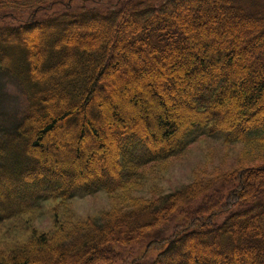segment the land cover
Listing matches in <instances>:
<instances>
[{
	"label": "trees",
	"instance_id": "1",
	"mask_svg": "<svg viewBox=\"0 0 264 264\" xmlns=\"http://www.w3.org/2000/svg\"><path fill=\"white\" fill-rule=\"evenodd\" d=\"M217 21L245 40L248 32L258 33L250 61L238 66L240 42L224 60ZM106 28L112 40L101 37ZM207 31L215 48L203 39ZM197 33L205 48L200 55L192 45ZM52 35L59 36L57 60L44 68L43 41ZM128 49L140 61L142 55L166 66L167 73L158 68L155 81L173 112L187 113L179 122L166 101L153 88L141 89L140 81L116 96L98 89L107 80L119 83L116 72L130 61L119 51ZM183 54L191 69L177 82L173 72L183 67L171 60ZM260 54L264 0H0V79L15 82L26 105L20 118L0 128V224L30 218L41 203L67 208L77 195H121L119 205L97 219L63 221L50 234L32 229L26 239L0 246V264H264V72L238 87L234 78L238 71L251 74L252 59ZM19 59L20 67L14 64ZM235 94L240 98L234 101ZM93 98L111 142L100 153L112 157L109 164L90 167L60 157L50 137L67 126L63 141L88 131L102 139L89 108ZM225 102L236 104V114L217 117ZM143 119L153 121L152 131L142 129ZM203 135L241 144L246 158L232 171L202 177L174 193L133 197L142 168L162 165ZM86 143L80 138L74 156L87 149L91 162L94 152Z\"/></svg>",
	"mask_w": 264,
	"mask_h": 264
},
{
	"label": "rangeland",
	"instance_id": "2",
	"mask_svg": "<svg viewBox=\"0 0 264 264\" xmlns=\"http://www.w3.org/2000/svg\"><path fill=\"white\" fill-rule=\"evenodd\" d=\"M209 14H212L211 11H208ZM207 12V13H208ZM201 28V27H197ZM216 29L221 32V36L223 38V46L224 49V60L231 56L230 50L235 49L237 47V43H239V47L237 48L236 52V59L238 66L242 65L243 60L250 61L249 50L253 46L255 42V38L257 37L258 33H249L245 38H239L231 35V33L225 31V23L218 22L216 23ZM101 37L106 39L112 40L114 37L113 31L109 28L104 29L100 32ZM58 35H52L46 38L43 43L47 46L48 51L46 53V58L43 64L44 68L49 67L52 65L56 60V49L54 48V43L58 38ZM213 36L208 31L204 35L205 43L211 41V46L215 48L217 43L211 39ZM221 38V39H222ZM125 40V38L123 39ZM201 41V33H197V38H195L192 42L197 50L198 55L200 52L205 49L204 44L199 45ZM65 49V47H63ZM74 52L77 53L75 47L72 48ZM128 54L130 56V61L126 64H123L117 72L116 76L122 82H127L131 80L130 78L137 75L144 64H146V68L142 71L145 73L142 75V79H140V83L147 78L150 80V77L154 80L151 81L153 85V91L157 94V97L160 100H164L167 108L169 109L170 113L173 115V118L176 122H179L178 118H182L187 113L185 111L177 110V112H173L172 108L170 107L169 101L165 98L164 94L161 93V89L164 87L161 86L158 82H156L155 77H157L158 68L162 70V72L168 71L166 66L160 61H153V63L146 61L144 57H141L138 60L134 52L130 49L120 50L119 54ZM27 54V52H26ZM240 54V55H239ZM21 55V54H20ZM185 54L182 56H172L171 62L175 65H181L182 71L173 72L175 80L183 81V72L185 70L191 69V63L186 59ZM19 57V55H18ZM21 59V56L19 57ZM27 58L29 56L27 54ZM91 58H94V54L91 55ZM200 58V57H198ZM264 54H260L258 56L253 57L251 65L253 68V72L251 74H243L241 71H238L235 74V84L237 87L243 83V81L247 78L248 82H253L259 80L260 74L264 72V68L260 65L263 61ZM20 59L15 60L14 64L18 67L21 66ZM78 64L83 63V57L79 55ZM85 64H82L84 66ZM80 66V65H79ZM77 68V64L70 67L68 69V73L72 70ZM80 69L83 67L80 66ZM147 69V70H146ZM112 68L107 69V75L111 73ZM1 78V77H0ZM247 81V80H246ZM132 82V81H131ZM131 84V83H129ZM49 85L45 84V87ZM98 89H103L107 95L112 93V88L110 86V82L107 80L105 81L104 85H100ZM240 98L237 94H235L234 101ZM264 105V101L262 103ZM90 111L95 116L96 122L100 125V137H92L88 136V147L90 150L94 152L93 158L91 162L87 161V157H84V154L80 152V156L78 159L74 156L76 148L74 147L73 139L69 141H64L63 146L60 147L58 145V139L60 137L57 135H52L50 137V145L52 146V151H58L59 156L68 159V161H81L87 163L92 167L93 165H98L102 163L109 164L111 162V157L109 153L103 154L100 153L104 151V148L97 146L109 147L111 142L107 138V135L104 133V125L108 127L107 123L103 119L100 111L95 106V98L92 99L90 102ZM25 100L24 96L17 86L15 82L9 80V78H2L0 79V128H8L10 125L14 123V121L20 118L21 114L25 112ZM236 104L234 102H225V105L215 111V115L217 117H221L223 114L226 113H235L236 114ZM126 116H133L135 115L132 111L124 110ZM226 121V120H225ZM78 124V122H76ZM177 124V123H176ZM103 128H102V127ZM65 126L64 129L60 130V135L66 133L68 128ZM71 127V126H70ZM77 127V125L75 126ZM142 129H148L152 131V126H150V120L143 119L141 122ZM102 128V129H101ZM154 128V126H153ZM108 129V128H107ZM74 136L76 135V129H72ZM90 134V131L87 134ZM88 134V135H89ZM104 138V139H103ZM100 140H104L103 142ZM246 158V152L243 150L241 144L238 143H225V138L222 136L216 135L215 137H208V136H200L197 140L191 143L184 151L179 153L178 155L174 156L170 160L165 163H161L162 165H147L146 167L142 168L140 172L143 175V180L139 183V186H134L135 192L132 191L133 197H142V198H152L155 195L165 196L171 193H174L176 190H180L183 187H186L197 180L210 179L213 176L218 174H223L234 169V166L237 162L242 159ZM121 198V195L110 196L105 194L104 192H99L93 194L91 196H82L77 195L74 200L70 202L67 208H62L58 205V203H41L39 205V209H32L30 212V218H22V221H9L3 224H0V246H9L10 244L20 240L21 238L26 239L27 234L34 229L38 234H50L54 231L55 227H59L61 222L63 221H72V222H79V221H86V220H94L97 219V216L101 212H107L112 209L114 206H118L119 202L118 199ZM26 225L28 227H24ZM23 228V230H22ZM29 229V230H25ZM27 231V232H26Z\"/></svg>",
	"mask_w": 264,
	"mask_h": 264
},
{
	"label": "bare ground",
	"instance_id": "3",
	"mask_svg": "<svg viewBox=\"0 0 264 264\" xmlns=\"http://www.w3.org/2000/svg\"><path fill=\"white\" fill-rule=\"evenodd\" d=\"M30 53H31V56H32V54H33V50H30ZM143 69H145V65H143V67L141 68V71H139V73H137V75H135V76H133V77H131L130 79L131 80H129V81H127V82H122L120 79H119V83H116V82H111L110 83V86H111V88H112V93L110 94V96L111 95H119V94H121V92L123 91V88L125 87V86H127L129 83H131V81L132 82H137V81H139L140 79H142L143 77H142V75H143ZM151 79L149 80L148 78H147V80H144L143 82H141V89H143V90H146V89H149V88H153V85H152V83H151ZM82 121H81V119H79V122H78V124L77 125H79L80 123H81ZM97 124H99V123H97ZM100 125V124H99ZM153 125V121H150V126H152ZM102 127V126H101ZM103 128V127H102ZM101 128V129H102ZM107 126H105L104 125V128H103V130H104V133L107 135ZM71 130V129H70ZM38 131H39V128H37V129H35L34 131H33V133H34V137L37 135V133H38ZM59 136L60 137V139H58V144H59V146L60 147H62L63 146V143H64V141L63 140H61V135H60V132H57L56 133V136ZM86 137V141H87V139H88V136H92V137H95V135H94V133L93 132H91L89 135L88 134H85V135H83L82 133H79V134H77V137L73 140L74 141V147L77 149L78 147H79V140H80V138H82V137ZM86 146L88 147L89 145H88V141H87V143H86ZM100 147H103L102 145L101 146H97V148H100ZM89 148V147H88ZM86 150L87 149H83L82 151H83V154H84V157H85V155H86Z\"/></svg>",
	"mask_w": 264,
	"mask_h": 264
}]
</instances>
